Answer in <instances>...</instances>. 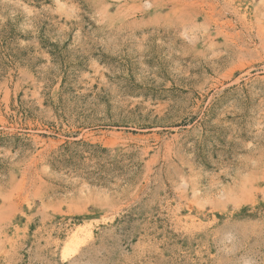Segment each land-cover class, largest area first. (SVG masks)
<instances>
[{
  "label": "rangeland",
  "instance_id": "obj_1",
  "mask_svg": "<svg viewBox=\"0 0 264 264\" xmlns=\"http://www.w3.org/2000/svg\"><path fill=\"white\" fill-rule=\"evenodd\" d=\"M0 264H264V0H0Z\"/></svg>",
  "mask_w": 264,
  "mask_h": 264
},
{
  "label": "bare ground",
  "instance_id": "obj_2",
  "mask_svg": "<svg viewBox=\"0 0 264 264\" xmlns=\"http://www.w3.org/2000/svg\"><path fill=\"white\" fill-rule=\"evenodd\" d=\"M70 248V247H69Z\"/></svg>",
  "mask_w": 264,
  "mask_h": 264
}]
</instances>
